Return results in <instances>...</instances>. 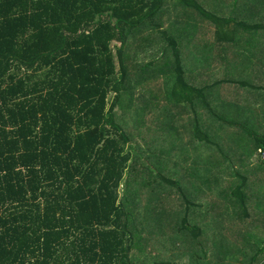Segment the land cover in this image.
I'll return each mask as SVG.
<instances>
[{
	"label": "trees",
	"instance_id": "trees-1",
	"mask_svg": "<svg viewBox=\"0 0 264 264\" xmlns=\"http://www.w3.org/2000/svg\"><path fill=\"white\" fill-rule=\"evenodd\" d=\"M170 1L0 0V264H138V249L152 255L143 250L144 231L149 244L157 235L167 237L169 226L164 216L154 236L141 225L136 230L134 216L151 222V204L164 200L166 185L186 203L177 214L182 224L172 225L174 234L185 228L196 241L199 226H214L206 221L190 225L197 204L192 199L198 194L207 198L213 179L202 172L201 161L182 155L207 153L204 148L211 147L226 175L223 182L230 184L238 163L232 155L242 153L240 147L256 146L253 132L263 128L264 109L246 104L234 75L216 80L214 45L206 39L212 35L221 45L224 39L235 43L248 32L254 43L258 22L221 15L215 0H177L172 6ZM209 2L210 8L205 6ZM171 13L181 18L174 25L189 26L181 43L171 28L164 29V17ZM133 46L143 53L154 50L142 67L157 68L163 82L150 99L159 108L154 110L163 112L168 127L189 126V139L180 138L181 155L173 165L183 180L140 173L139 160L130 163L133 155L127 149L145 127L132 120L133 112L149 111L142 108L146 101L150 107L143 94L136 97L138 87L130 78ZM193 65L201 79L189 74ZM257 82L251 88L263 92L264 73ZM226 84L232 91L220 92ZM150 122L156 129L162 125L159 115ZM208 124L211 135L201 132ZM258 146L264 156V144ZM222 148L235 150L224 153ZM255 166L249 161V167ZM132 181L148 191L132 190ZM223 188L215 189V196L229 197ZM141 195L148 196L144 209ZM213 202L206 199L208 206ZM224 203L222 215L229 219L235 207Z\"/></svg>",
	"mask_w": 264,
	"mask_h": 264
},
{
	"label": "crops",
	"instance_id": "crops-1",
	"mask_svg": "<svg viewBox=\"0 0 264 264\" xmlns=\"http://www.w3.org/2000/svg\"><path fill=\"white\" fill-rule=\"evenodd\" d=\"M214 4L219 9L221 15L240 18L253 17L258 22L255 29H259V36L256 37L257 41H253L254 43H250L251 38L248 40V35H250L248 32L246 33L247 35L243 36L246 37L245 40L240 38L235 43L232 42V38L227 41L224 39L222 45L214 40L217 47L215 45L212 47L214 50H218V55L220 56L219 58H215V65H220L223 69H225V66H231L230 64L244 66L243 71L246 73L249 72L246 68L248 66H258L254 65V63H258L260 61L259 58L262 57L261 67L259 70L255 68L253 71V74H255L253 78L254 80L257 78L258 81V75L264 73V71H260L264 68V0H215ZM252 27L254 29V26ZM235 29L236 27L233 26L230 30L234 31ZM259 38L260 40H258ZM200 43H202V40ZM247 86L251 88L253 84H247ZM250 91L253 93H251L252 97L255 95L264 98V91L254 92L253 88ZM243 103L245 104V102ZM247 103H251L254 106L257 103V106H259V103L254 100L252 102L246 101ZM247 105L250 106L249 104ZM199 110L200 108H198V112ZM263 134L264 125L259 133L253 132L254 137L257 139L256 146L253 147L251 145L248 149L239 148V150H242V153L239 155H248L249 161H254L257 166L249 167L248 165L245 174L238 171L237 173L235 172L230 184L223 182L226 175L223 177L221 166L211 165L210 167L202 168V172H204L207 179H213L209 183L211 190L207 189V198L214 200V202L211 206L206 204L207 198L198 202L196 208L192 210L193 216H190V220L194 221L195 226L201 221L214 225L211 229H209L210 227H206V225L199 226L200 229H197L196 241L205 243L213 240L218 243L221 249L217 251L213 250L210 254H204V256L199 255V260L196 264H235L233 263L235 259L238 260L237 264H264V157L261 158V155L255 157L254 155L255 152L260 154V150H257L259 148L258 142H262L261 135ZM204 150L209 155H215L216 153H214L211 147H206ZM234 150L230 149L229 151L232 152ZM221 187L224 188L220 191L229 193V197L227 194H223L222 197L215 196L214 190H218ZM241 194L243 195L241 196ZM224 202H229V206L235 207L234 210L230 211L231 216L229 219H224L225 217L222 215ZM183 204L184 207L179 212L185 211L186 203ZM151 210L154 216L153 220L151 219V223L150 221H146L142 216L144 223L141 218L136 224L139 226L143 224L157 226V224H161L160 221L165 216L166 225H169L167 221L169 213L171 214L173 211H176H169V201L166 200H162L161 202L155 200L151 204ZM212 217H215L214 221H210ZM155 230L156 232L151 230L154 236L157 235L159 228ZM188 243L184 241L185 245H188ZM138 250L135 252V259L138 260V264H142L143 261H146L147 264H154L156 259L157 264H184V259L177 260L178 254L173 245L164 244L163 247L152 251V255L150 256H147L148 253H144L140 249ZM205 257H207V262H202ZM188 264H193V261H190Z\"/></svg>",
	"mask_w": 264,
	"mask_h": 264
},
{
	"label": "rangeland",
	"instance_id": "rangeland-1",
	"mask_svg": "<svg viewBox=\"0 0 264 264\" xmlns=\"http://www.w3.org/2000/svg\"><path fill=\"white\" fill-rule=\"evenodd\" d=\"M177 0H171L170 1V5L172 6ZM209 1V0H208ZM211 2V1H210ZM210 2L207 3V5H205L206 7L210 8ZM181 18H177L175 13H171L170 15L167 14L164 17V24L165 27L164 29H168L171 28L174 33H175V37L176 39H178V41L181 43V40L184 41V39L186 38V36H188V33H184L183 31L186 30V28H188L189 26L186 25L185 22L182 23H178L177 25H174L175 20H178ZM209 40L210 44H213L217 47L216 42L213 41V37L212 35L206 39ZM198 42H201L200 38H197ZM184 43V42H183ZM182 43V44H183ZM118 45L120 46L121 43H118ZM183 48V46H182ZM146 51V50H143ZM142 49H138L137 47L133 46V49L130 50V54L133 56L132 63H130V68H131V73H130V78L133 80L134 85H136L138 88L135 90V94L136 97L139 98V94L141 97H143V95L145 96V98L149 101V106L150 107H146L147 106V101L144 104V106L142 107L143 109H147L149 111L145 112V114L142 115H136V112H133L132 115V120L133 121H137L140 123V127H142V123L145 124L144 128H141L142 135H135V137L137 138V141H133V144L129 145L127 151H132V155L133 158L130 161V163L132 165L136 164L135 159L139 160L138 161V165H139V171L141 172H148V171H152V176L159 174V176H164V177H169V178H174L176 179L177 177H180L183 180V177L181 174H178L179 170L177 168H173V165L175 163V161L179 158L180 152L178 151L179 148V144L180 141L183 140L180 138H185L186 140H188V136L185 134H190V130L188 129V125H185L184 123H176L175 127L174 126H167L165 125V115L163 114V112H158L161 110H154L155 107V102L154 101H150V99L153 98L152 95H154V93H158L159 89H161V86L163 84L162 79L159 78V73L157 72V68H155L154 66H152V68H148L145 69V71L142 70V67L149 61H151L153 58L152 54L154 53L153 49L151 48H147L146 53H143ZM137 53V56H135ZM214 61L215 58H219L220 56L218 55V50H215L214 53ZM185 58V57H184ZM259 62L254 63V65H258V66H248L246 69L249 70V72H244V66H236V65H232L231 66H225V69H223V67H221L220 65H215L219 67V70L217 72V79L216 80H220V79H226V78H232V76H235V80L238 82H241L240 84H238V92H240V96H242V99L244 101H248V102H252L253 100L259 103V107L264 109V98L262 96H255L251 95L252 91H250L251 88H249L248 86H242L241 84H253V85H257L258 86V82H257V78L254 80L253 78V71L255 70V68H257L259 70V68L261 67V62H262V57L259 58ZM163 61V60H161ZM194 69H189V74L196 78V79H201L198 75V71L200 70H196L195 65H193ZM188 68H192V67H188ZM245 69V70H246ZM152 71V72H151ZM250 74V75H249ZM218 75L221 76L220 78H218ZM153 77V78H152ZM193 84H198V82H194ZM230 85L226 84L220 87L219 91L221 92H231L232 90H228ZM237 88V87H236ZM143 94V95H142ZM253 94V93H252ZM159 100L165 97L164 92H162L159 95ZM154 100V98H153ZM161 102L158 101L157 105L158 106ZM159 109V108H156ZM153 110V111H152ZM124 111H120L119 115L123 116ZM156 116L159 115L160 118V122H161V127L159 129H156V126L154 125H150V119L152 118V116ZM128 116V115H127ZM130 117V116H129ZM164 120V121H163ZM247 121V120H245ZM132 122V121H131ZM130 122V123H131ZM239 123H243L244 122H239ZM135 126V123L133 122V127ZM212 124H208L206 126V128H202L201 132L202 133H209L210 134V130L212 128ZM176 131H172L175 130ZM133 129V128H131ZM127 132V131H126ZM262 133V132H261ZM128 134V132H127ZM194 140V139H192ZM261 141L264 144V134L261 135ZM147 144V145H146ZM149 145L150 147L153 149L154 153L151 154V148L149 150ZM197 146H198V142H197ZM224 150V153H227L228 148H222ZM158 150V151H157ZM162 150V153H161ZM159 152V153H158ZM260 152V151H259ZM140 154V155H139ZM255 157H257V155H261L258 154L257 152L254 153ZM182 156H186L187 159L190 160H197V164H201L204 165V167L210 166V165H216L220 167V163H219V158L217 157V155H209L208 153H201L199 155H182ZM234 156V160L238 161V163L236 162V167H237V171L239 173L245 174L246 168L249 165V159H248V155H232ZM264 156L261 155V158H263ZM135 161V162H134ZM188 166L191 165V163L188 161L186 162ZM171 168H173L171 170ZM180 173V172H179ZM174 175V177H173ZM142 177V175H141ZM132 185L131 189L135 191V189H139L140 188V193H146L148 191V188H144L142 189V187H140L139 182H134L132 181ZM126 186L124 187V185L122 186V196H124L126 194ZM162 196L164 200H167V197L170 196V201H169V211H173L176 210V213L174 214H170L167 221L169 223V230L171 227V230H168V234L167 237L165 238H161L159 237V235H157L154 239L153 243L148 244L147 239H148V235L149 232L144 231L143 233V237H142V244H143V250L145 252H152L154 250L159 249L160 247H163L164 244L166 245H173L176 249V252L178 254V259H184V264H188L190 261H193V264L198 263L199 260V255H204V254H210L213 250L217 251L219 249H221L220 246H218V243L210 240L207 241L205 243H199L197 241H192V238L190 237V235L187 234L185 228L180 232V233H173L172 230V225L173 223H179L182 224V219L181 217H178L177 214L179 213L178 211H181L184 207V204L182 201L177 200L178 199V193L176 192L175 188L173 187H169V186H165L164 189H162ZM146 195V194H144ZM141 195L142 199L140 200L141 202V208L144 209L145 204H143V202L145 203L144 198L148 197V196H144ZM193 201H195L196 203L200 202L201 200H204V198L200 197V195H195L194 198L192 199ZM139 202V203H140ZM138 203V206H139ZM166 208V207H165ZM147 212V211H146ZM169 213V212H167ZM153 215L151 214L150 218H152ZM135 218V223L138 222L141 217L136 214L134 216ZM181 219V220H180ZM143 220V218H142ZM190 220V219H189ZM153 222V221H152ZM144 223V220H143ZM151 223V222H150ZM178 224V225H179ZM190 225L191 227H195L194 221L190 220ZM161 226L159 224H157V226H151V225H142V229L146 230V228L148 229V231L153 230L154 232H156V228H160ZM140 226L137 225L135 226L136 230H139ZM141 230V229H140ZM167 230V229H166ZM152 231V232H153ZM170 232H172L171 235V239H170ZM136 233V232H135ZM142 233V232H141ZM140 231L137 233L136 238L139 239L141 236ZM175 237V241L171 242L173 240V238ZM184 241L189 242L188 245L184 244ZM229 251V250H228ZM227 251V253H228ZM168 254V253H166ZM197 257V258H195ZM165 258V257H164ZM167 260V259H166ZM168 262V261H167ZM182 262V261H181ZM233 263L237 264L238 260H234Z\"/></svg>",
	"mask_w": 264,
	"mask_h": 264
}]
</instances>
